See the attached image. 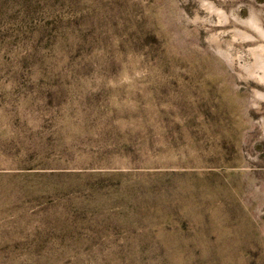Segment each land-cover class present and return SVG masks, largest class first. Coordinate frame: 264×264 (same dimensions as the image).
<instances>
[{
  "label": "rangeland",
  "instance_id": "rangeland-1",
  "mask_svg": "<svg viewBox=\"0 0 264 264\" xmlns=\"http://www.w3.org/2000/svg\"><path fill=\"white\" fill-rule=\"evenodd\" d=\"M0 264H264V0H0Z\"/></svg>",
  "mask_w": 264,
  "mask_h": 264
}]
</instances>
